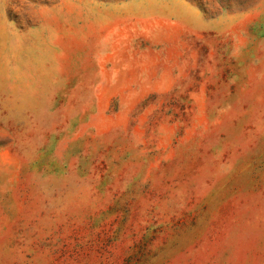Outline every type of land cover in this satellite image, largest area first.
I'll return each mask as SVG.
<instances>
[{
  "label": "rangeland",
  "instance_id": "1",
  "mask_svg": "<svg viewBox=\"0 0 264 264\" xmlns=\"http://www.w3.org/2000/svg\"><path fill=\"white\" fill-rule=\"evenodd\" d=\"M0 264H264V0H0Z\"/></svg>",
  "mask_w": 264,
  "mask_h": 264
}]
</instances>
